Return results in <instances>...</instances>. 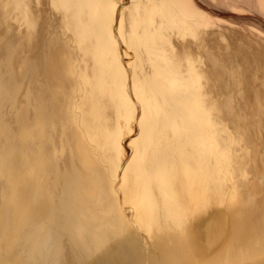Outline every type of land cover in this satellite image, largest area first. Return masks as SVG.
<instances>
[{
  "label": "bare ground",
  "instance_id": "bare-ground-1",
  "mask_svg": "<svg viewBox=\"0 0 264 264\" xmlns=\"http://www.w3.org/2000/svg\"><path fill=\"white\" fill-rule=\"evenodd\" d=\"M208 1L0 0V264H264V0Z\"/></svg>",
  "mask_w": 264,
  "mask_h": 264
},
{
  "label": "rangeland",
  "instance_id": "rangeland-1",
  "mask_svg": "<svg viewBox=\"0 0 264 264\" xmlns=\"http://www.w3.org/2000/svg\"><path fill=\"white\" fill-rule=\"evenodd\" d=\"M236 0H211L208 1L207 4L211 8L212 12L214 11L215 14L219 13L220 16H225L226 14H231L232 16H235L236 14L232 12V2H235ZM238 9H235L233 11H237ZM243 14H252L251 10L244 8ZM217 12V13H216ZM238 12V11H237ZM210 15V14H208ZM212 17H210L211 19ZM232 20H235L234 23L241 26V27H250L251 29H259L256 25H254L256 22L252 19H240L237 20V18H233ZM213 41V40H211Z\"/></svg>",
  "mask_w": 264,
  "mask_h": 264
}]
</instances>
